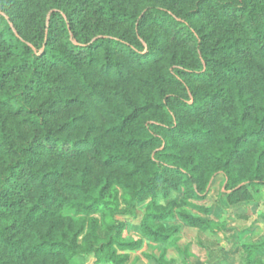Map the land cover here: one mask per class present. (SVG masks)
Wrapping results in <instances>:
<instances>
[{
  "label": "trees",
  "instance_id": "obj_1",
  "mask_svg": "<svg viewBox=\"0 0 264 264\" xmlns=\"http://www.w3.org/2000/svg\"><path fill=\"white\" fill-rule=\"evenodd\" d=\"M143 1L38 0L28 20L22 2L0 1V109L18 117L11 129L0 118V264H136L145 243L160 245L146 255L156 264H174L169 250L190 264L194 243L168 222L198 229L197 245L213 250L226 227L195 201L218 174L227 196L264 186V68L248 91L242 61L264 55V0ZM144 66L149 75L131 74ZM111 77L138 87L106 96ZM93 97L108 122L82 129L73 107ZM145 201L140 237H123L115 215ZM240 250L261 264L264 238Z\"/></svg>",
  "mask_w": 264,
  "mask_h": 264
},
{
  "label": "rangeland",
  "instance_id": "obj_2",
  "mask_svg": "<svg viewBox=\"0 0 264 264\" xmlns=\"http://www.w3.org/2000/svg\"><path fill=\"white\" fill-rule=\"evenodd\" d=\"M2 1V0H0ZM5 1V0H3ZM17 2H22L23 5L20 7V14L23 19H30L31 13L35 8V4L38 0H14ZM131 7L136 8L137 10H142L144 7L148 5V2L143 0H126ZM19 10V8L17 7ZM88 27L94 25V20H91L89 16L87 17ZM211 25L209 26V28ZM126 26L118 27L119 30H124ZM154 29V28H151ZM154 32V30H151ZM217 32L213 29V35ZM212 35V37H213ZM182 49V48H181ZM183 50V49H182ZM189 65L192 64L191 57L187 58ZM243 63L247 69V77L244 80L246 83L247 90H250V85L255 79V72L257 67L264 68V55L258 52H251L246 59H242ZM164 66V63L158 61L156 65L153 67L161 70ZM152 68L148 66L139 67L133 69L131 74H139V75H149ZM101 74H97L95 76L96 79L101 78ZM113 86L125 87L128 88L131 92H134L138 87V84L134 81H126L120 82L115 77L105 78L102 82V88L105 90V95L108 96L107 92ZM198 88L201 87V84L196 83ZM182 92V91H181ZM86 93H84L85 95ZM90 101V102H88ZM83 105L73 107L74 111H78L84 115L82 119V129L88 127L93 118V123H97L100 126L105 125L108 122V116L103 108V105L99 102L98 99L93 97V100H88ZM113 101L106 102V106H111ZM67 117V111L63 110L58 114L55 123L59 124ZM0 118L7 121L6 127L11 129L12 125L18 120V117H12L7 111L0 109ZM25 128V127H23ZM97 133H100L97 132ZM100 163L98 161H94L93 167V175H99L100 172ZM119 172H116V175ZM226 182V178L222 174H218L212 184L209 187L207 192V197L203 202L196 203L200 205H204L211 209L208 217L218 221L221 226H225L226 229H222L220 233V237L222 238V246L221 250L225 248H229L231 244L238 242L241 243L243 241L256 239L261 240L264 237V218L262 217V212L264 211V186L260 188L258 192H254L253 188L250 189L249 196L242 191H237L233 195L231 193L227 194L224 192V185ZM176 198H181V195H176ZM119 203H120V211H124L127 208L126 203L122 198L121 192L119 193ZM170 200L165 199L163 197L157 198L158 204H167ZM147 205V201L140 203L136 206L132 212L124 214L122 212L117 213L115 215V219L117 222L125 223V228L122 231V236L128 239H136L140 237V232L137 229L138 224L140 223L145 207ZM197 212L198 211H194ZM200 214V213H199ZM96 217H100L97 215ZM180 225L181 226V234L182 241L181 243L194 242L197 244L199 239H202V235L196 228H192L180 220L169 221L168 225ZM237 233H241L238 234ZM200 246H195L198 254L203 251ZM219 250V251H221ZM136 253H140L145 257V259L139 260L136 264H156L153 258H149V256H159L160 255V245L153 243H145L141 250ZM204 253V252H203ZM201 255H199V258ZM169 258H175L176 263L183 264L180 256L177 255L176 252L169 250L167 256ZM212 258V257H211ZM195 259V258H194ZM194 263L196 260H194ZM203 262H199V264H215V262L210 261L209 256L206 253L203 254ZM212 262V263H210ZM79 264H95L94 259L92 257L81 259Z\"/></svg>",
  "mask_w": 264,
  "mask_h": 264
},
{
  "label": "crops",
  "instance_id": "obj_3",
  "mask_svg": "<svg viewBox=\"0 0 264 264\" xmlns=\"http://www.w3.org/2000/svg\"><path fill=\"white\" fill-rule=\"evenodd\" d=\"M220 233L221 232H219L218 237H216V239H218V241H219V246L213 250H207L206 248L199 247V248H202L203 251L198 254V252L195 249V246H197V244H194L191 247L190 264H199V262H203L204 261L203 260V254L204 253H206L207 256H209L210 261L212 260V262H215V264H244V261L241 258V250H240L241 246L245 243H248V242L260 241V240H256V239H251V240L243 241L241 243L235 242V243L231 244L229 248H225L224 250H221L223 240L220 237ZM238 234H241V233H237V235ZM219 250H221V251H219ZM138 254L140 255V260L145 259V257L143 255H141L140 253H138ZM199 255H201L200 256L201 258H199ZM169 259H173L175 261L174 264H179V263H176L175 258H169ZM193 259L196 260L195 263H194ZM254 260H259V261H261V264H264V255H261L260 253L257 252ZM212 262H210V263H212Z\"/></svg>",
  "mask_w": 264,
  "mask_h": 264
}]
</instances>
